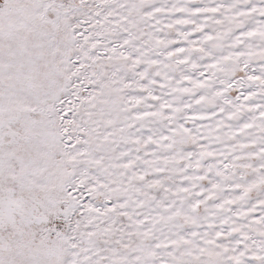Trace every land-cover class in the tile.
<instances>
[{"label": "snow or ice", "instance_id": "1", "mask_svg": "<svg viewBox=\"0 0 264 264\" xmlns=\"http://www.w3.org/2000/svg\"><path fill=\"white\" fill-rule=\"evenodd\" d=\"M0 264H264V0H0Z\"/></svg>", "mask_w": 264, "mask_h": 264}]
</instances>
